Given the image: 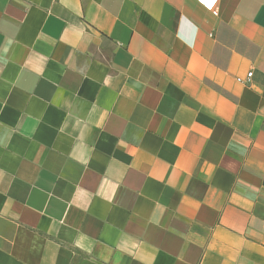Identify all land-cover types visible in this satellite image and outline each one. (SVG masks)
Returning <instances> with one entry per match:
<instances>
[{
    "label": "crops",
    "instance_id": "crops-1",
    "mask_svg": "<svg viewBox=\"0 0 264 264\" xmlns=\"http://www.w3.org/2000/svg\"><path fill=\"white\" fill-rule=\"evenodd\" d=\"M0 264H264V0H0Z\"/></svg>",
    "mask_w": 264,
    "mask_h": 264
},
{
    "label": "built area",
    "instance_id": "built-area-1",
    "mask_svg": "<svg viewBox=\"0 0 264 264\" xmlns=\"http://www.w3.org/2000/svg\"><path fill=\"white\" fill-rule=\"evenodd\" d=\"M197 1H199L207 9H214L218 2V0H197ZM252 73H253L252 71H249L244 79L241 77H237V81L241 83H248L251 80Z\"/></svg>",
    "mask_w": 264,
    "mask_h": 264
}]
</instances>
